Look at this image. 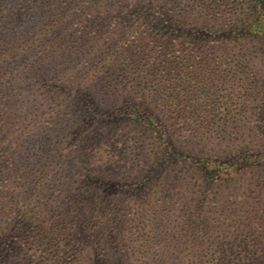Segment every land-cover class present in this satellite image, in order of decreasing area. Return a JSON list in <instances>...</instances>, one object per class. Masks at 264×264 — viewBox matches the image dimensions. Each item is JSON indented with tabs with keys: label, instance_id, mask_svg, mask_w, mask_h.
<instances>
[{
	"label": "rangeland",
	"instance_id": "374dc122",
	"mask_svg": "<svg viewBox=\"0 0 264 264\" xmlns=\"http://www.w3.org/2000/svg\"><path fill=\"white\" fill-rule=\"evenodd\" d=\"M73 1L0 0V61L9 62L0 76L23 86L5 108L12 125L0 116V138L5 140L12 126L20 128L23 146L16 150L29 165V176L20 185L7 180L18 156L10 153L0 170V264H154L167 247L173 248L174 264H192L197 231L205 227L209 238L203 264H264V169L242 167L241 152H264V46L257 36H244L257 0H170L165 13H174L179 23L186 20L182 28L150 12L159 0ZM115 2L130 3L133 16L146 12L149 23L133 30L125 26L123 41L155 50L153 30L157 25L172 28L167 38L174 43V55L208 54L211 65L187 61L186 69L207 71L213 81L198 91L181 87L180 93L195 96L184 108L177 93L165 100L150 87L132 84L135 77L137 83L147 79L145 71L132 74V61H75L100 65L89 74V85L102 79L108 88L100 95L92 88L88 100L114 115L109 127L76 128L78 102L45 87V77L56 75L53 65L61 62L47 61L43 53L48 25L65 27L70 36L62 40L72 50L80 52L83 44L93 49L100 41L107 56L118 28L100 17L117 11ZM87 32H92L90 39L82 37ZM242 47L249 61H227ZM84 73L78 77L87 84ZM127 94L165 115L167 133L158 143L151 144L141 124L130 120ZM157 151L163 155L162 175L150 185L141 183ZM206 159L230 169L214 171ZM168 177L173 187L166 186ZM62 227L64 232H58ZM148 240L153 241L151 259L140 249Z\"/></svg>",
	"mask_w": 264,
	"mask_h": 264
},
{
	"label": "trees",
	"instance_id": "16d2710c",
	"mask_svg": "<svg viewBox=\"0 0 264 264\" xmlns=\"http://www.w3.org/2000/svg\"><path fill=\"white\" fill-rule=\"evenodd\" d=\"M75 1H77V3ZM73 2L76 5L80 4L82 1L74 0ZM113 4L112 7L115 6L118 8L117 11L114 12L115 9L104 11L103 17H100V19L106 21V23L107 21H110V24L115 22L114 25L118 28V30L115 31L113 35L118 37L121 36V38L118 39V37H115L114 40H112V44L109 46L107 56L104 55L105 51L98 47L100 41L93 49L89 48V46H87L88 44H83L82 50H80V52L78 51L79 53L75 50H72V48H69L62 40L63 38L70 36V33L65 29V27H63V30H61L62 27H58L60 25L56 26L52 22L48 25V40L45 48L43 49V53H45V58L47 61L61 62L54 63L53 65V68L58 69L55 73L56 75H53L52 77L49 76L50 78L47 76L45 77V87L49 86L50 92L57 93L58 96L68 97L71 101L78 102L79 105L76 106L77 115L75 116L74 121L76 128H80L89 124H91V127H109L110 124H114V119H112V116L114 115H112L113 113L109 114V112H105L101 107V104H98L97 102L91 103L88 100L89 97L93 95L90 92L88 93V91H92V88L100 91L97 93L98 95L108 88V85L105 84L102 79L96 81V83L93 85H89L90 82H93V79L92 77H89V74H91L96 69L99 71L100 65H89L86 62H83L82 65H76L74 64L75 61H79V63H82L81 61H96L99 59L100 61H132L131 63L134 66V71L132 74L137 75L138 71L140 70L143 72L145 71L147 74V79L145 82L140 80L139 83H137L139 77H135V79L132 81V84H140L144 89H148L150 87L154 93L157 92L158 94H161L162 99L165 100L171 96L173 97L175 93H177L176 98L178 101H180V104L184 105V108L185 104L187 106V103L195 99V96L191 95L190 93H180L179 91L181 87L184 89V91H186L188 87H192V90L198 91L204 87H209V83H212L213 81L211 78L213 74L207 73V71H200L199 68H196V71L192 72L186 69V67H188L187 61H194V65H211L212 61L214 60L210 58L208 54L204 56L201 55L198 58H195L194 55L186 52H184V54L181 56L174 55V43L172 40L167 38L168 31L172 32V28L165 31V27L157 25V27L153 30L158 36L155 44V50L149 51L145 49L144 46L134 47L129 39L123 41L125 38V34L123 32L125 26L133 30L134 28H138L142 25L148 26L149 23L145 21L146 12H138L133 16L129 9L131 5L130 3H124V6H122L123 3L120 2H115ZM167 4H170V0H159V2L152 7L150 12H152L155 17H160L166 22L177 24V26H180V28H182V23V26H187L186 24L188 23L186 20H184L182 23H179L181 19H176V15H174V13L171 11H168V14L165 13ZM253 14L254 15L252 16L251 14H248L249 19L246 21V26L244 27V36L251 38L257 36L256 40L264 46V0L256 1ZM59 31L62 32L60 33ZM91 36L92 32H87L86 34L82 35V37H87V39H90ZM101 38H103V35ZM187 49L188 48H185L184 50ZM239 54L240 55L235 57V59L230 57V59L227 61L250 60L248 56V49L242 47V50ZM66 61H72L73 65H68ZM8 63L9 62L7 61H0V73L7 72V68L5 67L8 65ZM64 69L67 72L65 71L63 74L62 72H64ZM69 71L73 73L68 75ZM80 72H85L84 74H88L87 84L83 83V81L78 77ZM60 75H62L61 78H59ZM118 75L121 76L120 74ZM13 82L14 81L6 80V78L2 79L0 76V97L2 99L0 103V116L2 117L5 115V108H9L12 97L15 94H21L23 91V86L20 87V84H17L18 82ZM126 85L127 83L122 81L120 86L122 88H126ZM146 92L147 91H144V95L142 96H145ZM85 96L86 99L79 98ZM126 98L127 100L125 102V108L128 111V115L132 118H130V120H135L141 124L142 128L148 133L147 139L151 141V144H156L162 140L167 133L166 127H168V124L165 123L167 120L166 117L164 118L165 115L153 110L152 107L147 109V105H145V99L142 102L141 98L135 99L133 94H127ZM196 98L198 99V97ZM188 99L190 101H187ZM70 106L72 107V104ZM5 116L6 118L4 119L7 120L8 118L6 124H11L12 115ZM124 116L126 117V115ZM20 130V128L15 129V127L12 126L10 133H8V136L5 137V140L0 138V170H4L3 167L5 166L6 161H8L7 157L10 153L18 156V159H16V164L12 168L11 177L10 179H7L14 185H20V183L25 181L29 176L28 162L23 160L20 157L21 153L16 150L18 147L23 146L21 141L24 140V136L21 135ZM10 147H12V151H8ZM93 147L94 146H90L89 148L85 149L87 151L85 154L86 156L93 151ZM13 148H15L14 151ZM157 152L160 154L156 155V157L149 163H146L143 172V178L140 181L141 183L146 182V184L150 185L152 181L158 179L162 175L160 169L162 167L161 160L163 159V155L160 151ZM241 152L245 155V157H242V167L250 170L251 172L264 169V152L258 154H255L254 152L250 156H247L249 153L246 150H241ZM206 164L208 167L214 168V171L223 168V166L224 169L228 168L226 163H220L217 160L211 163V159H206ZM179 185L180 184H178V186ZM166 186L169 188L174 186L173 181H171L169 177ZM21 216L23 217L25 215ZM25 219H27V217H25ZM25 219L23 221H25ZM19 224H21V222H19ZM62 230L64 232L63 227L59 229L58 232H62ZM19 231L23 232V227H20ZM197 232L198 235H196L195 253L196 259L195 261H192V264H203L204 259L201 255L204 249H207L208 243L205 242V240L206 238H209V231H207V227H205L203 230ZM194 233L195 231L193 228L190 233L191 236H193ZM54 234L55 227L49 230L47 239H51ZM64 234L60 235L63 239L66 238L64 237ZM152 242L153 241L148 240L142 244V247L140 248L142 249L143 256H148L147 259L152 258L149 253V247ZM172 250L173 248L167 247V252L158 253V256L153 260L154 264H174L170 256V254L173 253Z\"/></svg>",
	"mask_w": 264,
	"mask_h": 264
}]
</instances>
